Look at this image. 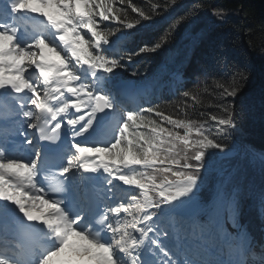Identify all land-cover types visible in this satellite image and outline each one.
Wrapping results in <instances>:
<instances>
[{
    "label": "snow or ice",
    "instance_id": "1",
    "mask_svg": "<svg viewBox=\"0 0 264 264\" xmlns=\"http://www.w3.org/2000/svg\"><path fill=\"white\" fill-rule=\"evenodd\" d=\"M148 2L146 10L133 0H0V101H15L12 114L23 118L22 141L0 145V264H213L179 259L174 242L194 208L206 217L199 227L224 231L216 207L199 199L201 172L212 150L228 148L221 141L237 127L247 77L239 69L204 74L191 88L181 83L179 113L154 103L116 119L115 70L163 49L186 20L151 45L115 55L105 47L110 36L176 4ZM200 107L215 110L190 118ZM106 110L115 119L111 139H91ZM215 199L238 215L235 192L217 191ZM238 239L229 259L214 264H264V244L246 233Z\"/></svg>",
    "mask_w": 264,
    "mask_h": 264
},
{
    "label": "trees",
    "instance_id": "2",
    "mask_svg": "<svg viewBox=\"0 0 264 264\" xmlns=\"http://www.w3.org/2000/svg\"><path fill=\"white\" fill-rule=\"evenodd\" d=\"M151 2L163 3V0ZM133 3L146 10L150 8L148 0H133ZM216 11L224 19H218ZM129 15L136 14L129 11ZM181 16L186 20L176 27L163 49L134 56L130 63L122 61L126 67L117 69L116 77L149 79L157 83L154 93L158 103L168 112L179 113L175 104L181 99L179 93L183 89L178 86L177 91H173L176 73L183 72L187 77L183 88H191L204 74L216 76L234 69L245 72L247 79L236 98L237 127L221 142L235 151L226 163L230 166L226 174L232 172L225 187L237 189L240 220L259 240L264 235V204L261 201L264 192V164L261 163V156H264V0H176L167 11H160L150 21H142L137 29H121L110 36L105 47L116 50L114 54L119 56L145 43L151 45ZM106 23L116 27L112 22ZM133 72L136 75H132ZM201 95L207 105L209 94ZM214 110L200 107L199 111L191 112L190 118L201 119L199 112ZM212 152L214 155L207 159L205 170L201 172L199 194L203 203L212 197L215 182H223L226 177L218 170L208 169L210 165L221 167V152Z\"/></svg>",
    "mask_w": 264,
    "mask_h": 264
},
{
    "label": "rangeland",
    "instance_id": "3",
    "mask_svg": "<svg viewBox=\"0 0 264 264\" xmlns=\"http://www.w3.org/2000/svg\"><path fill=\"white\" fill-rule=\"evenodd\" d=\"M183 80L184 77L180 74V79H177V83ZM128 83H134V80L130 79ZM127 85L131 86V84H125L124 87ZM13 105L16 108L15 101H13ZM230 152L233 154L235 151L230 149ZM217 191L224 190L218 188ZM224 192L228 191L225 190ZM229 192L236 193L237 189H233ZM212 207H216V214L220 223L223 225L224 231H217L207 225L203 228L199 227L198 225H200L206 217L203 215L202 217H194V214L198 211V208H194L189 215L195 223L190 222L189 224H185L186 226H183L179 230L181 237V243L180 240L177 243L179 245V251L177 252V257L179 259L191 258L199 261L205 260L204 262H213L214 264L216 261H227L229 259L230 253L234 251L235 245L239 243L238 234L246 233L248 238L253 242L251 236L247 232L246 226L242 225L239 220V213L235 218H232L223 206L217 204L216 199L209 206V208ZM227 224H231V228H229ZM225 233L230 236V239L227 241L225 240ZM181 249H183L181 253H185L183 256L180 253Z\"/></svg>",
    "mask_w": 264,
    "mask_h": 264
}]
</instances>
